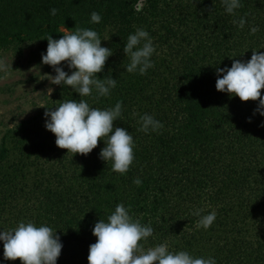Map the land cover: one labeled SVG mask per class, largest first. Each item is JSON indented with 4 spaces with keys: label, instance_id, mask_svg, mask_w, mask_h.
<instances>
[{
    "label": "trees",
    "instance_id": "obj_1",
    "mask_svg": "<svg viewBox=\"0 0 264 264\" xmlns=\"http://www.w3.org/2000/svg\"><path fill=\"white\" fill-rule=\"evenodd\" d=\"M93 11L102 17L98 24L90 22ZM241 17L243 28L234 22ZM75 27L95 30L101 46L108 42L103 47L113 50L96 75H111L116 87L107 97L93 92L82 99L101 109L122 102L114 127L133 136V163L125 174L113 172L99 158L103 140L87 155L57 147L45 112L80 99L70 86L57 85L1 137L0 229L45 224L63 244L57 264H88L94 224L122 203L154 230L138 242L145 251L165 243L169 251L213 257L216 264H264V116L254 114L258 101L215 87L218 67L264 52V0H242L234 15L222 0H0V50L21 53L35 43L42 52L46 37L59 39ZM136 28L148 31L155 46L145 75L125 71L124 44ZM144 113L163 128L139 131ZM195 210L216 213L208 229L198 227ZM0 264H21L4 260L3 242Z\"/></svg>",
    "mask_w": 264,
    "mask_h": 264
},
{
    "label": "clouds",
    "instance_id": "obj_2",
    "mask_svg": "<svg viewBox=\"0 0 264 264\" xmlns=\"http://www.w3.org/2000/svg\"><path fill=\"white\" fill-rule=\"evenodd\" d=\"M222 4L228 14L234 15L235 10L242 7V0H222ZM141 7L138 4L135 10L140 11ZM57 11L52 8L50 15L55 16ZM101 20L98 12L90 14L91 23L98 24ZM234 22L240 28L246 23L243 17ZM258 30L256 26L250 28L252 34ZM46 39L47 49L41 54V63L51 66L55 75L46 74L45 78L53 85L70 86L80 97L79 100H64L54 109L46 110V130L55 135L57 147L73 154L87 155L97 147L99 140H103L105 146L101 148L99 158L106 163L111 162L113 172L127 173L134 160L133 136L125 128L114 127V121L122 115V102L101 109L82 99L92 96L93 92L97 99L107 97L116 87L117 79L111 75L104 78L96 75L104 70L113 50L101 46L99 34L90 28L75 27V31L64 32L59 39L51 35ZM123 51L129 61L125 67L128 73L145 75L154 66L151 59L155 52L153 39L143 28H136L128 35ZM61 62L65 63L62 65ZM5 68L4 62L0 61V72H5ZM216 75L217 91L238 96L241 101H258L254 114L264 116V95L260 91L264 89V52L253 50L250 59H237L232 61L231 67H218ZM52 91L50 87L48 93ZM139 120L138 130L144 133L163 128V124L148 113L140 115ZM133 182L136 185L142 183L139 178ZM130 208L117 204L107 220L99 219L94 224L92 234L96 242L89 245L88 264H216L213 257H194L188 251H169L165 243L145 251L138 242L153 236L154 230L150 224L133 219ZM193 215L200 216L198 227L204 229H208L216 219L214 211L201 215V210H195ZM0 242H3L4 260L19 258L21 264H57L63 248L57 231L45 224L37 226L32 221H20L9 230L0 229Z\"/></svg>",
    "mask_w": 264,
    "mask_h": 264
},
{
    "label": "rangeland",
    "instance_id": "obj_3",
    "mask_svg": "<svg viewBox=\"0 0 264 264\" xmlns=\"http://www.w3.org/2000/svg\"><path fill=\"white\" fill-rule=\"evenodd\" d=\"M102 44L106 46L108 42ZM45 52L35 43H28L21 53L13 48L0 50V61L6 65L7 73L0 72V141L6 129L31 116L43 104L50 87L56 88L45 78L46 74L55 75L51 66L41 63Z\"/></svg>",
    "mask_w": 264,
    "mask_h": 264
}]
</instances>
